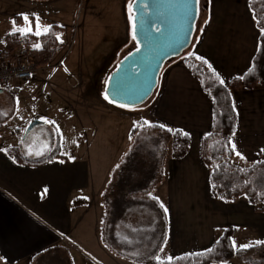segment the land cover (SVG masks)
Wrapping results in <instances>:
<instances>
[{"label":"crops","instance_id":"0c3cea01","mask_svg":"<svg viewBox=\"0 0 264 264\" xmlns=\"http://www.w3.org/2000/svg\"><path fill=\"white\" fill-rule=\"evenodd\" d=\"M65 2L68 0L57 8L66 11ZM88 2L86 9L81 8L83 5L78 6V10L74 8L70 24L48 19L42 25L56 24L64 28L59 34L62 40L65 39L63 43L59 41L64 45L63 51L72 45L67 38V32L71 31V37L76 36L80 47L79 59H82L85 37L88 39V34H94L98 37V45L94 48L98 58L91 66L110 73L114 67L109 63L112 60L118 63L123 50L120 48L127 43V2L117 0L120 7L113 11L109 10L107 0ZM206 5L205 27L189 55L202 57L220 81L227 84L249 70L258 47L259 31L255 27L248 0H206ZM27 16L32 20L35 31L37 15ZM114 16L118 20L113 26L110 22ZM12 17L17 26H22V14ZM62 65L61 62L53 70L59 74L64 70ZM68 67L66 74L71 73L70 77L47 84L54 98L61 101L54 112L44 101L47 107L43 116L38 104L32 107L31 116L25 118L32 86L45 83L36 78L18 84V93L2 91L9 94L12 105L8 115H2L8 117L7 120L0 124V257H3L0 264L54 263L53 257L65 264H140L111 253L100 239L104 215L102 194L112 172L130 147L124 154L107 152L105 158H96L89 152L99 134L95 124L92 137L79 131L80 128L63 126L64 130L74 133L72 148L76 151L69 154L65 152L62 143L65 137L60 128L69 119L81 126L84 113L91 117L89 119L100 115L116 121L120 119L121 122L130 120L132 114L117 107L100 106L105 105L100 99V96L104 97L105 76H97L92 81L85 77L82 70L87 69V65L84 67L78 62L74 67L71 63ZM168 73L164 89L155 98L152 118L157 125L188 133L189 150L181 159H173L169 152L164 161L163 179L152 192V197L167 209V212L164 211L167 235L158 257L166 261L168 257L208 250L228 227L235 230L232 241L235 240L237 246L253 245V239L264 241V211H256L243 197L226 203L211 193L210 171L200 156L201 139L212 128L211 99L184 64L173 65ZM230 95L237 115L230 144L231 147L233 143L236 145V150L244 159L236 154L233 158L239 163L247 162L249 166L258 159L259 154L264 158V92L260 86H256L252 90L231 91ZM14 117L18 122L15 121L13 132L17 134L24 124L34 119L55 129L59 152L64 158H56L39 166L23 165L11 159L5 153L6 149L15 145L23 149L21 142L10 139V131L4 127ZM45 120L54 124L45 123ZM134 124L135 121L127 127L129 138ZM25 155L29 158L42 156ZM75 199H80L77 207L72 206ZM222 264L243 263L232 259Z\"/></svg>","mask_w":264,"mask_h":264},{"label":"trees","instance_id":"16d2710c","mask_svg":"<svg viewBox=\"0 0 264 264\" xmlns=\"http://www.w3.org/2000/svg\"><path fill=\"white\" fill-rule=\"evenodd\" d=\"M248 6L259 37L251 66L242 77L224 84L195 55L187 56L183 62L199 80L213 104L211 132L204 135L200 142L201 159L210 171L212 195L226 203L243 197L256 211H264V159L259 154L257 161L250 166L239 167L232 163L235 152L230 144L237 122L230 92L252 90L256 86H260L264 92V0H248ZM63 31L62 27L52 24L50 32L39 38L31 34H7L0 47L7 56L15 49H23L20 53L31 55L36 68L46 66L63 48V44L56 40V35ZM36 43L41 44V50H34L33 45ZM7 118L2 116L0 124ZM183 133L180 130L170 132L168 128L155 124L138 125L132 129V144L119 167L112 172L101 198L104 215L100 239L111 253L135 263L158 264L156 257L166 239L167 219L158 201L152 197V192L163 179L164 161L169 150L173 159H181L187 154L189 136ZM5 153L15 162L28 166H39L56 158H64L58 144L36 158L27 157L19 145L9 147ZM79 205L80 199L72 202L73 207ZM141 209L154 211L156 218L136 225L123 224L125 226L117 232V225L126 222L128 216ZM234 232L233 227H228L208 250L173 258L171 264H222L232 259L243 264H264L250 258L255 250L264 249V244L235 250L232 247ZM51 259H55L54 263L42 264H65L64 261H57V257Z\"/></svg>","mask_w":264,"mask_h":264},{"label":"rangeland","instance_id":"374dc122","mask_svg":"<svg viewBox=\"0 0 264 264\" xmlns=\"http://www.w3.org/2000/svg\"><path fill=\"white\" fill-rule=\"evenodd\" d=\"M48 1V2H46ZM58 2H54L51 0H0V40L7 34H10L12 24L11 22L14 20L15 14H22V15H27V14H35L39 17L40 23L43 24L44 21L51 19L54 20L58 23H65V24H70L72 14H74V8L77 10L79 9L78 6H82L81 8L86 9V6L88 3V0H68V2H65L66 6V11L57 8L59 4L62 5V2L64 3L65 0H57ZM117 0H107L109 2V10L113 11L117 8L120 7V4L117 5ZM127 5L125 10L127 11V16L129 15L128 13V4L132 3L133 0H126ZM69 9V10H68ZM207 10L208 6L206 5V0H199L198 3V17L195 23L194 27V32L192 36V41L189 47L184 50L179 56L174 57L170 59L169 61L165 62L164 65L162 66V69L159 73L158 76V82L157 86L154 89V92L150 96V98L143 103L142 105L135 107V108H127V107H117L115 104H109L107 101L100 96V99L105 103V105L101 104L100 106H108L112 108H118L122 109L123 111H126V113H130L131 119L125 122H121L120 119L119 121L114 120L113 118L109 116H103L101 117L100 115L98 117L94 116L93 119H89V115L84 113V117L82 118V125L79 126L75 120L69 119L67 120V123H62L60 126L61 132L63 133L65 140H63V145L65 147V152H68L69 154H72L74 151L72 147L73 142H74V133L71 132V130H64L62 127L66 128L67 126L70 127L71 129L75 128H80L79 131H84L89 137L93 135V125L95 124L98 127V138H96L89 149V152L91 155L95 156L96 158H105L107 155L106 153H112V152H121V154H124V152L127 151V149L130 147L132 139L128 137L127 134V127L131 122L134 123V127L138 125H157L152 118V113H153V107H154V102L156 96L164 89V85L169 77V70L172 68L173 65H179V64H184V59L190 54L196 39L199 37L201 34L203 28L205 27L206 24V19H207ZM55 13V14H53ZM115 13V12H114ZM118 15H116L117 17ZM30 19V18H29ZM117 18L112 17V20L110 24L116 25L117 23ZM36 20V18H35ZM31 23L32 20L30 19ZM120 22V21H119ZM24 21L22 23V26L19 25L18 27H24ZM64 29V28H63ZM131 25L128 20V33L125 38L127 41L126 45H123V48H120L122 50V53L119 54L120 58L118 61H120L124 56H126L128 53L133 51L136 46L135 43L131 39ZM67 38L68 42H71V46L68 50L62 51L60 50L54 60L49 63V65L42 66L41 68H35L34 66V61L31 55L27 54L24 55L20 53L23 49H15L13 52L10 53V55L14 54L17 57L20 55L23 58H27L29 62L33 63V74H32V79L36 78L39 81H43L45 83L43 84H34L32 86V89L30 92H32V96L30 95V101L28 102V106L26 108L25 113V118L28 119L29 114L32 112V107L36 106L39 104L41 116H43L46 113V106L43 104L44 101H47L48 106L50 108H53L51 112H54L57 107L61 105V101L58 98H54L53 94H51L50 89H48V85L50 83H55V81H62L66 80L68 77H70V74H66L67 70L69 69L68 64H73V67L76 66L78 62H81L83 66L87 65L86 68H82L85 77H88L90 79L96 78L97 76H105L107 79L108 75L110 74L109 71H105L104 69L100 71L99 68H93L91 65L93 64V61L97 60L98 55L95 53V47L98 45V40L94 34H88V39L85 37V42L84 45L82 46V59H79V54H80V47L78 46V41L76 36L71 37V31L67 32ZM3 39L0 41V43L3 42ZM63 40H65L63 38ZM125 44V43H124ZM64 46V45H63ZM119 49V46H118ZM20 56V57H21ZM19 57V58H20ZM114 58V57H113ZM62 62V67L64 70L62 72L59 71V74L56 73V71L53 70L52 65L57 64L58 62ZM87 61V62H86ZM114 68L116 67V61L112 60L110 63ZM91 67V68H90ZM112 67V68H113ZM76 68V67H75ZM74 68V70H75ZM113 68V69H114ZM66 69V70H65ZM74 70L72 72H74ZM106 72V73H105ZM106 74V75H105ZM105 79V81H106ZM92 83V82H91ZM90 83V84H91ZM106 85V83H105ZM92 88V85L90 86ZM95 89V87H93ZM99 88V86H97ZM102 91L100 90V94ZM11 101H10V96L6 92L0 93V120L2 115H8L9 113V108L11 107ZM137 113L136 115H134ZM55 116L53 113L51 115L52 119H54ZM42 118V117H40ZM48 118V117H44ZM65 118V120H66ZM35 120V119H34ZM15 121L16 123L18 122L17 119L14 117L12 120L8 121L5 123V128L11 133L10 139L12 141H19L22 143L23 147V152L25 154L31 156V155H43L46 154L48 151H50L56 144H57V134L55 129L50 127L47 124H44L42 122V125H38L34 127L28 135L24 136V132L26 128L28 127V123L24 124L21 128V131L19 134L13 132V126H15ZM93 123H92V122ZM144 121H148L149 124H144ZM130 122V123H129ZM132 131V130H131ZM71 132V133H70ZM170 155L171 151L169 150ZM168 152V154H169ZM167 154V155H168ZM236 158V157H235ZM264 159V158H263ZM239 160V159H237ZM257 161V160H256ZM255 161V162H256ZM232 163L233 164H238V166H247L246 163H239L238 161L234 160L232 158ZM254 163V162H253ZM250 166V165H249ZM153 218H156L155 212L150 210L148 211L147 209H141L137 210L135 213L131 214L128 216V218L125 220L126 222L120 223L117 225V232L122 230V227L125 225H136L138 222H147V220H151ZM125 224V225H123ZM256 240L253 239V246H258ZM236 250V249H235ZM162 255V254H160ZM252 256V257H251ZM158 257V255H157ZM161 258V256H159ZM250 257L254 262H264V249H257L254 252L251 253ZM238 261V260H237Z\"/></svg>","mask_w":264,"mask_h":264},{"label":"water","instance_id":"95a60500","mask_svg":"<svg viewBox=\"0 0 264 264\" xmlns=\"http://www.w3.org/2000/svg\"><path fill=\"white\" fill-rule=\"evenodd\" d=\"M132 4L140 51L135 48L118 61L104 88L113 104L127 108L138 107L150 98L164 63L191 44L198 17L197 0H133ZM41 124L31 121L24 136Z\"/></svg>","mask_w":264,"mask_h":264},{"label":"snow or ice","instance_id":"6c2138e0","mask_svg":"<svg viewBox=\"0 0 264 264\" xmlns=\"http://www.w3.org/2000/svg\"><path fill=\"white\" fill-rule=\"evenodd\" d=\"M199 3V0H197V4ZM128 20H129V23L131 25V39L132 41L135 43V46H136V51H140V42L139 40L137 39V24H136V15L134 13V5L132 3H129L128 4ZM23 21H24V24L25 26L24 27H18L17 24H16V21L13 20L11 22L12 24V28H11V32L10 34L11 35H16L17 33H19L21 36H27L29 34L31 35H34L35 37L39 38L41 36H44V35H47L50 30H51V26L48 25V26H43L41 23H40V19L39 17L37 16L36 17V24H35V31H33V28H32V23L29 19V17L27 15H23ZM62 27V26H61ZM56 40L60 41L61 43H63V40L61 39V36L58 34L56 35ZM33 48L34 50H41L42 46L41 44L39 43H36L33 45ZM196 59L198 60H202L203 58L202 57H199L197 56ZM204 63H207V61H203ZM209 67H211L209 65ZM111 79V78H110ZM110 79L109 81H106L105 83L106 84H109L110 83ZM221 83H223V81H221ZM104 100L107 101L109 104H113L115 103L108 95V92H107V89L105 90L104 92ZM117 107H126L125 105L123 104H118L116 105ZM45 123H48V124H54L53 121H48V120H45ZM144 124H149L148 121H144ZM161 128H164L165 126L164 125H160ZM168 131L172 132L173 130L172 129H168ZM182 131V130H181ZM185 136L188 135V133L184 132L183 133ZM232 150L235 152V154L240 157L241 159H244V157L241 155V153L239 151L236 150V145L233 143L232 144ZM119 167V165L117 166ZM46 191V190H45ZM160 207L161 208H164V205L161 203L160 204ZM164 211L167 212V209L164 208ZM257 244H264V241H257L255 242ZM253 245L252 244H244V245H239L237 246L236 244V241L233 240L232 241V247L235 249L237 247L239 248H242V249H248L250 247H252ZM0 260H3V257H0ZM156 260L158 262V264H165V261L161 260L160 257H156ZM173 258L172 257H168L167 258V264H171Z\"/></svg>","mask_w":264,"mask_h":264},{"label":"built area","instance_id":"2783aa9c","mask_svg":"<svg viewBox=\"0 0 264 264\" xmlns=\"http://www.w3.org/2000/svg\"><path fill=\"white\" fill-rule=\"evenodd\" d=\"M19 57L14 54L5 55V52L0 47V90L18 93V84L32 79L33 63L26 60L27 58ZM60 64L61 62L59 61L57 64L52 65V67H59Z\"/></svg>","mask_w":264,"mask_h":264}]
</instances>
